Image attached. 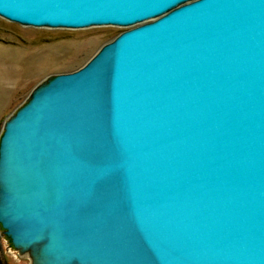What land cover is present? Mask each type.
I'll return each instance as SVG.
<instances>
[{
	"label": "water",
	"instance_id": "95a60500",
	"mask_svg": "<svg viewBox=\"0 0 264 264\" xmlns=\"http://www.w3.org/2000/svg\"><path fill=\"white\" fill-rule=\"evenodd\" d=\"M0 15L138 24L8 122L16 246L42 264H264V0H0Z\"/></svg>",
	"mask_w": 264,
	"mask_h": 264
},
{
	"label": "rangeland",
	"instance_id": "374dc122",
	"mask_svg": "<svg viewBox=\"0 0 264 264\" xmlns=\"http://www.w3.org/2000/svg\"><path fill=\"white\" fill-rule=\"evenodd\" d=\"M135 26L138 24L37 27L0 15V81L8 65L24 69L16 83L0 82V161L8 122L31 102L34 95L57 75L78 69L103 45L113 43L122 32ZM27 250L14 244L0 221V264H42Z\"/></svg>",
	"mask_w": 264,
	"mask_h": 264
},
{
	"label": "bare ground",
	"instance_id": "6f19581e",
	"mask_svg": "<svg viewBox=\"0 0 264 264\" xmlns=\"http://www.w3.org/2000/svg\"><path fill=\"white\" fill-rule=\"evenodd\" d=\"M105 46V45H104ZM8 69L6 71V73H2L1 75V81L0 82H7V83H16V78H18L20 76V74H22V71L24 69H21L20 66L18 65H8ZM4 157L6 160V165H7V160L9 161V158H7V140L4 142ZM4 167L1 168V172H0V178L2 181H4Z\"/></svg>",
	"mask_w": 264,
	"mask_h": 264
}]
</instances>
